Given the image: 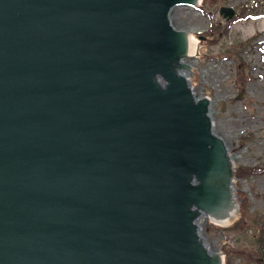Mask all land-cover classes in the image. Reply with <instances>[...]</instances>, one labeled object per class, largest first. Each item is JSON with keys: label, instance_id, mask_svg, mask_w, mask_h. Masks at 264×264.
Here are the masks:
<instances>
[{"label": "water", "instance_id": "1", "mask_svg": "<svg viewBox=\"0 0 264 264\" xmlns=\"http://www.w3.org/2000/svg\"><path fill=\"white\" fill-rule=\"evenodd\" d=\"M196 2L0 0V264H223L199 223L235 168L169 18Z\"/></svg>", "mask_w": 264, "mask_h": 264}, {"label": "rangeland", "instance_id": "2", "mask_svg": "<svg viewBox=\"0 0 264 264\" xmlns=\"http://www.w3.org/2000/svg\"><path fill=\"white\" fill-rule=\"evenodd\" d=\"M250 1L201 0L194 8H176L172 16L175 28L199 43L197 56L188 60L192 68L187 77L193 92L211 101L214 132L235 158L237 216L227 224L209 219L199 223L205 244L222 255L223 264H260L254 261L255 238L264 232V175L236 176V168L264 165V18L234 22L227 35L213 43L228 23L219 16L220 7L238 13V6ZM256 1L264 11V0ZM242 199L247 201L244 208Z\"/></svg>", "mask_w": 264, "mask_h": 264}, {"label": "trees", "instance_id": "3", "mask_svg": "<svg viewBox=\"0 0 264 264\" xmlns=\"http://www.w3.org/2000/svg\"><path fill=\"white\" fill-rule=\"evenodd\" d=\"M260 3L261 2L254 0V1H250V2L239 5L238 6V17L226 23L224 32L220 33L213 43L217 44V42H219V39L222 38V36L227 35V30H228L227 27H229L234 22L248 21L250 19L258 18L261 16H263L262 18H264V11L261 10ZM216 29L219 31L220 28L217 26ZM214 34L215 33H211V37H213ZM249 41L250 39H248L247 42ZM241 139H242L241 143H243V140L245 138L242 137ZM262 175H264V165L263 164H258L255 167H251V168H245V167L236 168V176L240 179H248L250 177L255 178L256 176H262ZM242 200L243 202H242L241 208H244L247 201L246 199H242ZM255 244H256V253H258V255H257V259L254 261L260 262V264H264V232L261 231L258 233L257 237L255 238ZM234 255H236V253Z\"/></svg>", "mask_w": 264, "mask_h": 264}, {"label": "bare ground", "instance_id": "4", "mask_svg": "<svg viewBox=\"0 0 264 264\" xmlns=\"http://www.w3.org/2000/svg\"><path fill=\"white\" fill-rule=\"evenodd\" d=\"M201 2V0H197V2H196V4H195V7L199 4ZM263 5H264V2H263ZM176 8H180V7H175V8H173V10L170 12V14H169V18H170V21H171V23H172V26L175 28V24H174V20L172 19V16H173V14H174V12H175V9ZM188 8H194V6L193 7H188ZM237 16H238V13H237ZM221 17V16H220ZM263 16H261V17H258V18H253V19H250V20H248V21H244V22H249V21H255V20H260L261 18H262ZM222 18V17H221ZM236 18V17H235ZM234 19V18H233ZM232 19V20H233ZM224 20V19H223ZM231 20V21H232ZM229 22V21H228ZM176 29V28H175ZM177 30H180V29H177ZM181 31H183V30H181ZM183 32H185V31H183ZM186 33V32H185ZM187 34V33H186ZM198 52H199V43H198V41L194 38V37H192L191 35H189V34H187V54H188V57H186V59H185V61L183 62L185 65H187L188 67H189V69L190 68H192L190 65V63L188 62V60L189 59H191V58H194V57H196L197 56V54H198ZM183 75L186 77V79L188 80V77H187V75H188V71H186V70H184L183 72ZM188 82V85H189V88H190V91L192 92V94L195 96V98H200V97H205V96H198V95H196L194 92H193V89H192V87H191V85H190V81L188 80L187 81ZM207 98V97H206ZM209 114H210V117H211V101H210V106H209ZM214 125H213V122H212V127H213ZM213 132H214V127H213ZM214 134H215V132H214ZM216 135V134H215ZM220 138V137H219ZM221 139V138H220ZM222 140V139H221ZM223 141V140H222ZM224 142V141H223ZM225 143V142H224ZM234 160H235V158L234 157H231V161H232V163L234 162ZM235 194V193H234ZM235 196V195H234ZM202 221V220H201ZM200 227V226H199ZM207 248L209 249V247L207 246ZM210 250V249H209ZM211 251V250H210ZM223 260V259H222Z\"/></svg>", "mask_w": 264, "mask_h": 264}]
</instances>
